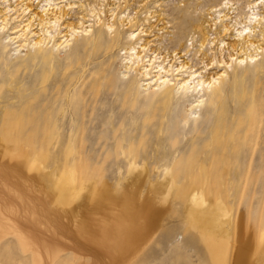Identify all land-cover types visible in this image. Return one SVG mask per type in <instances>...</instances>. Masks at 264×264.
Wrapping results in <instances>:
<instances>
[{"label": "rangeland", "instance_id": "obj_1", "mask_svg": "<svg viewBox=\"0 0 264 264\" xmlns=\"http://www.w3.org/2000/svg\"><path fill=\"white\" fill-rule=\"evenodd\" d=\"M222 1L71 0L76 7L65 10L64 24L83 15L92 25L89 9L98 14L103 2L99 18L116 30L94 23L92 34L64 46L55 45L64 40L59 25L43 51L27 40L16 51L23 41L7 36L27 16L18 1L0 0L1 12L17 10L0 31V264H35L37 251L39 264H264V53L237 67L210 64L206 73L226 72L191 114L197 95L171 85L164 99L136 74L121 76L120 51L133 28L150 35L140 33L138 43L155 34L149 51L164 59L185 53L184 62L200 69L211 57L206 44L194 55L200 27L208 24L209 40L233 38V31L219 34L221 22L210 11ZM233 2L238 18L248 0ZM263 26L255 28L259 42ZM130 163L139 166L134 175ZM162 180L171 183L157 194L153 185ZM134 182L138 188L127 189ZM104 187L110 196L96 199ZM129 193L133 203L153 198L156 212L142 216L146 230L136 246L112 256L87 232L97 221L104 222L99 228L113 223L117 199ZM193 193L205 213L192 208ZM209 225L225 244L217 261L206 245Z\"/></svg>", "mask_w": 264, "mask_h": 264}, {"label": "bare ground", "instance_id": "obj_2", "mask_svg": "<svg viewBox=\"0 0 264 264\" xmlns=\"http://www.w3.org/2000/svg\"><path fill=\"white\" fill-rule=\"evenodd\" d=\"M13 1H18V3L16 4L20 5V8H22V12L24 13L25 16H27L25 22H21L19 25H16L14 28H12L11 32L8 33L7 36L9 37V39L6 42L11 41L12 43H16L19 41H23V43L16 44V47L19 48L16 49V51L21 50L20 48L28 46V44L27 45L24 44L26 42L25 40H27L28 43L33 44V47L36 48V51H43V46L45 44L49 43L50 41H54V35L51 34V29H54L59 25H62V28H66V30L63 34L62 33L60 34L61 37H64L63 42L59 41L58 43H55V45L64 44V46L70 44V41L73 40L77 34L90 35V33L92 32L91 28L93 27L92 25L94 23L96 26H99L101 23L103 28L107 30L109 33H111L113 30H116L114 29V24H113L115 22H112L111 20L110 21L107 20V22L104 21L103 23L102 22L103 20L99 18L102 13L100 9L101 6H97V8H99L98 10L101 11L100 13H98L99 16L98 14H96L94 10L95 8H93V10L89 9L90 12L89 15L93 16V18L94 17L96 18V21L92 25L88 23L84 24V22L87 19H85L83 15L79 16L77 24L71 23L69 21L64 24V20L62 18L65 15V10L66 11L67 9L72 10L74 9V7H76L75 6L76 4L71 3V0H13ZM235 4L236 3L233 2V0H223L218 5L213 6L210 10L211 12L216 14L215 23L216 21L221 22V27L219 28V34L220 33L231 34L232 31L234 32L232 33L233 34L232 41L226 42L223 39L224 37L221 38L220 36H217L216 40H214L213 38L209 40L208 38L209 33L204 28L207 27L208 24L204 25V27H200L196 31L197 34L199 35L200 43H199V49L197 51L198 53H195L194 55H199L200 51H202V54H204L203 49L205 47L204 46L205 44L206 46H208V48H210L209 50L211 51L210 52L211 57L208 58V61H206L207 63L205 61L204 62L201 61L202 66L200 67V69L192 70V67L189 64H187V62H184V59L181 57L184 56L185 53L181 54V52L173 51V55L168 56L167 59H164V56L161 57V55H157L158 53H154V51H149L148 50L149 42L154 41L157 38L155 34L152 35L154 38L152 37V39L150 40L142 39L144 44L143 42L138 43L137 40H134L137 37V35L138 36L141 35L150 36V35L148 33H143L145 29L144 31L140 29L137 33H135L136 29L133 28V30L131 32H128L127 35L128 40H131V43L128 46L123 47V49H121L120 51V54L122 55L121 68L123 72L121 73V76L127 78L129 74H136L139 77L138 80L141 82L140 84L143 86V88L151 87L152 89H155L153 90L154 92H158L159 90L164 91L163 92L164 99H166V97L168 98V93H169L168 90L172 87L171 85H175L176 90L177 91L181 90L184 94L191 93V95L193 94L197 95V97H195V99H193L189 103L190 114L194 113L195 109L201 106L202 103L204 102L203 92L208 91V89L215 87L217 80L218 79L222 80L226 72L225 69L223 72H217L214 74L206 73L207 69L213 68L212 67L213 65L210 66V64H214V63L218 65L224 64V66L227 67V66H231L232 62H234L235 63L234 67H237L236 65H240L241 63L244 62L246 64L252 61L257 62L258 60L256 59V56L258 55L257 52H259V54L262 52L264 53V31H263L264 26L261 29L262 32L259 34V35L262 34L263 42H259L258 39H255V32H256L255 28L260 27L261 23L264 24V14H263L264 0L261 1L248 0L244 14L239 15L238 18H237L238 13L234 12V10L237 8V6H234ZM16 11L17 10H15V8H10V7H7V9L4 10L3 12L0 11L1 32H3L5 28H7L6 25H8L9 23L8 20L10 19V16L13 15ZM109 12H110L109 14H111V11ZM112 13H113L112 16H114L115 12ZM109 14L106 15L103 14L104 18L111 17V15ZM233 14L234 16H232ZM6 15L8 18L6 17ZM127 18L128 17H126V20ZM113 19L115 20V16L113 17ZM126 20H124V22ZM131 21L132 20L130 18L125 24H128L129 22L131 23ZM120 25L122 26V24ZM140 33L141 35H139ZM10 34L13 36H10ZM139 40H141V38ZM209 43L210 44L214 43L216 45L214 46L213 50H212L213 46H211ZM135 44H140V45H135ZM224 56L227 58L225 59ZM258 64L264 68V57ZM183 72H185L184 73L185 75H182ZM12 163L16 165L17 162L16 163L12 162ZM18 163H22L21 157L18 158ZM138 168L139 166L137 164L130 163L128 171H132L134 175L135 173L138 172L137 170ZM170 183L171 181L169 180H162L160 182H155L153 185L154 187L153 191L157 190L156 193L158 194V191L160 193V190H163L162 188H167V186L170 185ZM137 188H138V184L136 182L132 183L127 187V189L129 190H133ZM102 192L104 195H106L108 193V190L104 187V190L99 191L98 194L95 195V198L96 199L100 198L102 196ZM166 192L168 191L166 190ZM108 195L110 196V192L108 193ZM166 196L167 195H165V197ZM162 197L163 195H161V198ZM152 199L133 203L132 193L124 194L120 196L117 200L121 204L120 205L121 210L120 213L116 216L115 221L103 228H99V227L102 226L104 222L97 221V223H95L91 227L90 231L87 232V239L93 244L95 243L98 244L99 246L104 247L105 249H108L107 252L112 256H114V253H124L130 250L135 240L138 239L142 234H144L146 230V226L142 219V216L144 215V217H147V215L151 210L154 213L156 212V208L154 206ZM112 200L113 202H115L116 201L115 197H113ZM202 200L203 198H201L199 194L193 193L190 199L192 208L203 207ZM196 211L198 212L200 211V214H203L207 211V209L204 207ZM4 212L9 214L10 211L4 210ZM216 223L219 224V222ZM216 235H217L216 230H213L212 225H209V233L207 234L206 245L208 246L210 255L217 261L220 260L219 259L220 256L218 257L216 256L220 254L219 252L223 250V245L225 244L223 245L220 244L217 241L218 238L216 237ZM30 242L31 241L28 238L23 237L24 244H30ZM31 244L36 245L35 242H31ZM135 246H133V248ZM109 251H113L114 253ZM223 252L224 251H222V254L220 255H223ZM36 255L38 256L37 259L32 258V260L35 264H39L40 253L37 251Z\"/></svg>", "mask_w": 264, "mask_h": 264}, {"label": "built area", "instance_id": "obj_3", "mask_svg": "<svg viewBox=\"0 0 264 264\" xmlns=\"http://www.w3.org/2000/svg\"><path fill=\"white\" fill-rule=\"evenodd\" d=\"M101 7H100V9L104 12V11H107L106 9H104L105 8V6H104V3L103 2H101V5H100ZM99 9V8H98ZM108 9V8H107ZM123 54V53H122Z\"/></svg>", "mask_w": 264, "mask_h": 264}]
</instances>
